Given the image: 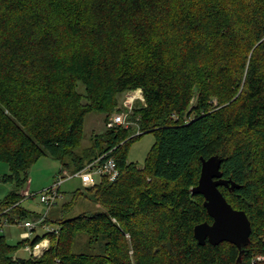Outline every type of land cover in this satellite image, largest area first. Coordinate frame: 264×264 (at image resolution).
<instances>
[{"label":"trees","instance_id":"16d2710c","mask_svg":"<svg viewBox=\"0 0 264 264\" xmlns=\"http://www.w3.org/2000/svg\"><path fill=\"white\" fill-rule=\"evenodd\" d=\"M136 90L144 101L128 111L122 97ZM93 112L104 115V131L76 153ZM115 112H127V127H107ZM147 133L155 142L143 165L128 162ZM43 156L69 175L113 158L119 174L74 193L103 211L34 215L40 232L16 245L0 235V264H264V0H0L7 223L29 220L21 192ZM212 156L238 186L219 190L251 223L242 254L194 238L195 226L212 223L203 196L192 194L201 160ZM78 234L104 242L103 252L74 253ZM46 239L39 258L14 257Z\"/></svg>","mask_w":264,"mask_h":264},{"label":"rangeland","instance_id":"374dc122","mask_svg":"<svg viewBox=\"0 0 264 264\" xmlns=\"http://www.w3.org/2000/svg\"><path fill=\"white\" fill-rule=\"evenodd\" d=\"M126 94L128 93H125L122 97L123 101ZM120 101L119 104H121ZM119 109H123V107L119 105ZM116 113L117 112L112 115ZM111 116L109 118H111ZM103 118L104 115L97 112L90 113L86 116L83 128V137L76 153H81L83 149L90 146V138L93 133L98 134L104 131ZM154 142L155 137L151 133L144 134L143 136L137 138L129 147L127 154L128 162L142 166ZM64 171L66 170L63 169L62 171L61 164L58 161L47 156L40 157L29 167L28 178L30 192L28 190H24L23 192L28 191V193L33 194V196L25 198L21 201V207L30 214L28 218L29 220H32L34 215L47 216L50 220H56L70 219L78 216L82 212L103 211V208L100 205L91 202L83 195L79 194L74 200L73 196L77 190L84 191V187L81 185L78 177H73L62 183L59 189V198L53 204L47 206L46 204L40 202L41 193L52 187L57 182L59 177L64 176L66 174ZM8 172L9 168L7 164L0 163V178ZM67 173L69 172L67 171ZM95 178L96 180L99 179L98 176ZM11 190L12 185L10 183H5L0 180V203L8 196ZM73 200L74 203L71 205V208L67 210V212H63V206L69 204ZM19 230H22L19 227V224H9L3 217L0 216V235H3L10 245H16L20 241L17 236ZM36 232L39 233L40 228L36 227ZM103 244L104 242L101 241L91 244L86 235L78 234L73 247V252L77 254H101L103 252ZM19 251L20 253L16 252L18 253V256L24 258V252L21 249ZM25 255L28 254L25 253Z\"/></svg>","mask_w":264,"mask_h":264},{"label":"water","instance_id":"95a60500","mask_svg":"<svg viewBox=\"0 0 264 264\" xmlns=\"http://www.w3.org/2000/svg\"><path fill=\"white\" fill-rule=\"evenodd\" d=\"M201 173L198 184L192 189V194H200L204 198V208L212 219V223H202L195 226L194 238L199 245L206 242L216 246L227 242L243 252L249 244L251 223L243 211L235 210L226 201L219 190L221 186L230 190L238 188L230 179H224L220 170L222 159L212 156L201 160ZM240 261V256L238 257Z\"/></svg>","mask_w":264,"mask_h":264},{"label":"built area","instance_id":"2783aa9c","mask_svg":"<svg viewBox=\"0 0 264 264\" xmlns=\"http://www.w3.org/2000/svg\"><path fill=\"white\" fill-rule=\"evenodd\" d=\"M140 100L141 102L144 101L141 90L132 91L125 95V99L123 101V105L125 108L130 111L132 105L135 103V101ZM127 118V112L123 113H116L112 116L111 120L107 123V127H113V126H128V123L126 121ZM65 172V171H64ZM62 177H59L57 179V182L50 188L46 189L44 192L40 195V202L43 204L51 205L53 204L58 198H59V189L62 185V183L65 180L71 179L73 177H78L81 181V184L84 187H92L95 185V177H101L105 176L108 178L110 182L114 181L119 172L116 166V163L113 158H110L106 160L104 163L98 164L96 162L87 165L82 171L77 172L74 175H69L67 172ZM21 195L24 198L32 197L33 194H29L27 192H21ZM43 218L42 217H33L32 220H27L22 223V226L25 228V231L21 234L22 239H28L31 236V232L36 229V227H41ZM45 230L53 231L52 229H49L48 227H43ZM44 242H46L45 245H42ZM49 246V241L43 240L41 243L35 245L33 248H30L26 246L24 248L25 251L29 253L31 257L39 258L47 249Z\"/></svg>","mask_w":264,"mask_h":264},{"label":"crops","instance_id":"0c3cea01","mask_svg":"<svg viewBox=\"0 0 264 264\" xmlns=\"http://www.w3.org/2000/svg\"><path fill=\"white\" fill-rule=\"evenodd\" d=\"M95 181H97L96 180V178H95ZM81 183V182H80ZM26 190H30V188H29V183H28V185H27V188H26ZM30 192V191H29ZM19 227L22 229V230H19L18 231V239L19 240H21L22 239V237H21V234L25 231V228L22 226V224H19ZM23 252H24V258H27L28 257V255H25V253H27L25 250H23V249H21ZM18 253H20V251H18ZM18 253H16L15 255H14V257H19L18 256Z\"/></svg>","mask_w":264,"mask_h":264},{"label":"bare ground","instance_id":"6f19581e","mask_svg":"<svg viewBox=\"0 0 264 264\" xmlns=\"http://www.w3.org/2000/svg\"><path fill=\"white\" fill-rule=\"evenodd\" d=\"M100 162V161H99ZM103 163V162H102ZM46 244V242H44L42 245H45ZM37 245V244H36ZM31 248V247H30Z\"/></svg>","mask_w":264,"mask_h":264}]
</instances>
